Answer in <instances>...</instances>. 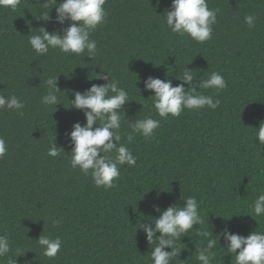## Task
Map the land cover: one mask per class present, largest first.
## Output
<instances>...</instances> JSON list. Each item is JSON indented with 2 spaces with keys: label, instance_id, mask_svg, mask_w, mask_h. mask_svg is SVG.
I'll list each match as a JSON object with an SVG mask.
<instances>
[{
  "label": "trees",
  "instance_id": "16d2710c",
  "mask_svg": "<svg viewBox=\"0 0 264 264\" xmlns=\"http://www.w3.org/2000/svg\"><path fill=\"white\" fill-rule=\"evenodd\" d=\"M46 2L0 7V94L25 104L23 115L0 109V137L7 144L0 158V235L8 234L11 245L0 264L9 258L13 264H153L155 243L147 241L142 223L159 217L157 206L166 210L188 196L197 199L204 221L194 229L220 235L227 227L245 237L264 231V216L256 221L248 215L264 192V144L255 137L264 122V0H207L210 9L220 11L212 39L204 43L167 27L164 13L172 0H106V21L90 37L97 42L93 60L58 49L38 55L32 49L29 37L39 28L62 33L68 26L56 22L57 4L48 0L45 7ZM48 11L50 20L39 18ZM249 14L257 17L254 28L244 21ZM184 67L197 79L213 71L223 75L227 86L218 93L197 88L220 105L162 119L144 81L171 79L176 86ZM107 72L133 100L124 106L121 142L136 164L121 165L116 186L105 190L71 167L68 134L75 123H86L83 111L71 108L74 92L106 84L96 77ZM50 76L58 78L62 91L56 106L41 103ZM148 116L161 120L153 137L137 135L129 144L130 125ZM55 138L65 152L50 157ZM53 220L59 223L54 226ZM41 235L62 240L55 258L43 255ZM203 243L190 231L175 242L182 251L170 264H199L195 251ZM217 251L213 264H235L219 240Z\"/></svg>",
  "mask_w": 264,
  "mask_h": 264
},
{
  "label": "clouds",
  "instance_id": "9594fccd",
  "mask_svg": "<svg viewBox=\"0 0 264 264\" xmlns=\"http://www.w3.org/2000/svg\"><path fill=\"white\" fill-rule=\"evenodd\" d=\"M19 2L20 0H0V7L15 10ZM52 2L57 4L56 22L61 25L67 22L68 26L62 33L49 32L45 27L39 28V34L29 37L32 49L38 55H46L50 49H58L64 54H84L93 60L97 54V42L90 37L91 33L106 21L107 12L104 7L106 0H52ZM47 4L48 0L44 6L47 7ZM50 11L43 13L39 18L44 21L50 20ZM219 11L218 8L210 9L207 0H172L170 10H165L164 19L173 33L180 36L188 35L196 42L204 43L212 39L213 25L217 23ZM256 19L253 14L244 17L249 28L256 27ZM107 73L108 75L96 77L107 81L106 84H93L83 93L75 91V99H69L71 108L83 111L86 123H75L68 134L72 145L71 167L78 168L86 176L90 175L95 186L103 187L105 190L116 186L115 181L120 177L121 165L136 164L132 150L126 143L121 142L122 120L126 115L124 106L133 100L129 99L127 90L120 86V82L111 73ZM176 79L181 81L176 86H173L171 79L148 77L144 81V90L154 92L148 98H152V107L162 119H167L169 115L179 117L185 109L197 111L205 107L217 109L220 100L214 99L212 95L200 93L197 88L214 89L218 93L227 86L223 75L218 71L211 72L207 79H197L193 70L184 67ZM193 81L196 82L195 86L192 84ZM45 83L47 91L41 97V103L46 106L60 104L57 93L62 91L58 87V78L50 76ZM3 108L15 110L23 115L25 104L15 95L6 97L0 94V109ZM160 124L161 120L153 119L151 116L135 120L130 125L131 132L125 133L127 142L130 144L137 135L145 139L153 137ZM255 137L260 144H264V122L256 128ZM61 152L65 150L63 147H57L55 138L50 142L47 155L57 157ZM6 153V141L0 137V158ZM182 200L183 204L177 203L166 210L157 206L155 210L160 213L159 217H154L152 222L142 223L140 227L146 233L149 244L155 243L151 251L153 264H170L174 257H179L182 249L175 247V242L181 237L189 236L192 230L203 237V246L196 248L195 251L199 264H213L218 255V240L219 247L224 250L225 255L234 256L235 264H264V231L255 230L245 237L232 233L227 227L220 235L214 234V231H201L200 227L194 229V225L200 226L204 223L200 205L194 196ZM248 215L256 221L257 217L264 216V192L256 197L251 214ZM52 223L55 226L59 222L53 220ZM157 233L160 235L157 236ZM215 237H218V240ZM222 237L225 246L221 245ZM37 242L43 249V255L48 258H55L61 251L63 243L59 237L53 239L45 235H41ZM166 248H171V251H165ZM10 250L8 234L0 235V257L7 256ZM8 264H13L10 258Z\"/></svg>",
  "mask_w": 264,
  "mask_h": 264
}]
</instances>
